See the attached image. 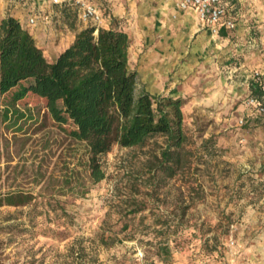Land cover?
Listing matches in <instances>:
<instances>
[{
  "label": "rangeland",
  "instance_id": "1",
  "mask_svg": "<svg viewBox=\"0 0 264 264\" xmlns=\"http://www.w3.org/2000/svg\"><path fill=\"white\" fill-rule=\"evenodd\" d=\"M125 1L136 0H122V6ZM222 2L234 28L193 67L188 84L197 87L208 79L217 85L203 90L201 108L187 114L190 97L151 95L184 103L191 168L175 179L152 169V140L143 150L114 146L101 158L105 178L94 183L86 147L54 124L35 95L19 102L6 120L0 116V196L53 197L68 215L40 216L31 226L27 209L0 208V264H213L237 240L264 264V114L253 111L247 118L242 112L243 106L251 110L250 96H260L251 76L264 77V0ZM105 4L96 5L104 18ZM77 16V8L69 10L72 25ZM113 22L126 32L132 21ZM129 69L137 73L136 94L145 92L130 56ZM138 207L144 210L130 221L126 215ZM164 220L179 225L166 258L148 244L153 225ZM128 223L135 224L133 239L127 238L132 228H123Z\"/></svg>",
  "mask_w": 264,
  "mask_h": 264
},
{
  "label": "trees",
  "instance_id": "2",
  "mask_svg": "<svg viewBox=\"0 0 264 264\" xmlns=\"http://www.w3.org/2000/svg\"><path fill=\"white\" fill-rule=\"evenodd\" d=\"M136 87L137 73L129 69V39L122 30L88 27L49 62L16 19L0 20V116L6 120L29 95L42 99L54 124L86 147L87 168L94 183L105 178L101 158L114 146L143 150L152 140L155 172L175 179L191 168L182 127L183 101L136 94ZM158 139L163 140L161 145ZM62 204L53 197L25 192L0 196V208L27 209L31 226L40 216L68 218ZM143 210L138 207L126 216L132 221ZM134 226L123 227L132 228L128 239L134 238ZM178 226L165 220L153 225L155 235L148 244L159 256H170V238L176 236Z\"/></svg>",
  "mask_w": 264,
  "mask_h": 264
},
{
  "label": "crops",
  "instance_id": "3",
  "mask_svg": "<svg viewBox=\"0 0 264 264\" xmlns=\"http://www.w3.org/2000/svg\"><path fill=\"white\" fill-rule=\"evenodd\" d=\"M90 1L100 5L106 3L109 13L104 18L102 28L121 30L114 20L129 18L132 21L126 31L129 56L138 67L142 91L152 96L168 91L177 98L190 97L192 103L184 111L187 114L201 108L205 102L202 99L203 90H212L217 85L205 79L197 87H190L191 70L209 56V51L218 48V44L228 38L226 33L230 29L221 27L218 35L212 34L199 21L194 10L179 11L173 0L125 1L123 6L122 0ZM149 1H154V5ZM72 9L76 10L66 1L0 0V20L6 17L16 19L31 35L47 61L53 62L72 45L75 35L86 29V25L78 19L79 15L72 25L67 17ZM29 19H33V24L29 23ZM222 30L225 35L221 34ZM199 75V78L204 77L202 73ZM242 112L247 118L253 115V111L245 106ZM222 258L231 264H260L241 240L224 252Z\"/></svg>",
  "mask_w": 264,
  "mask_h": 264
},
{
  "label": "built area",
  "instance_id": "4",
  "mask_svg": "<svg viewBox=\"0 0 264 264\" xmlns=\"http://www.w3.org/2000/svg\"><path fill=\"white\" fill-rule=\"evenodd\" d=\"M53 2H70L78 10L80 21L96 29L104 24L102 11L89 0H51ZM176 7L179 11L192 9L197 14L200 22L204 23L212 34L218 35L221 27L234 28V22L227 17L226 9L222 0H176ZM33 24V19H29ZM252 86L259 90L260 96H250L246 102L248 108L258 114H264V77L258 72L251 76ZM235 244L230 242V246ZM213 264H231L229 261L217 259Z\"/></svg>",
  "mask_w": 264,
  "mask_h": 264
}]
</instances>
